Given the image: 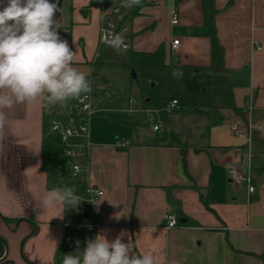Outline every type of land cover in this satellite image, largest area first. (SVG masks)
Wrapping results in <instances>:
<instances>
[{
  "label": "crops",
  "instance_id": "crops-1",
  "mask_svg": "<svg viewBox=\"0 0 264 264\" xmlns=\"http://www.w3.org/2000/svg\"><path fill=\"white\" fill-rule=\"evenodd\" d=\"M207 1L214 7V32L223 48L226 75L242 82L232 94L246 117L230 106L229 90L210 89L206 67L211 63V30L204 24L203 0H177V24L171 22V1L142 0L132 16L133 7H127L112 16L129 27L123 37L126 50L152 51L165 44L167 65L152 68L170 69L187 79L180 97L167 89L162 92L165 111L173 98L179 108L161 114L160 127L148 135L137 130L138 124L116 123L104 114H129L138 123L135 111H94L90 144L74 158L81 166L77 176L69 163L67 174L41 169L44 115L60 102L37 98L5 109L0 151V237L5 252L0 264H56L65 211L61 217L59 209L44 208L40 201L61 187L75 188L81 195L78 205L98 223L95 235L111 241L123 231V242L131 238L136 253L153 255L155 264H264V0ZM91 2L62 0L61 18L56 15L54 20L61 39L75 52L73 66L92 84L94 78L107 79L94 61L101 60V19L111 15ZM173 38H180L175 50ZM233 123L242 129L251 124L253 139L236 135ZM119 140L130 144L118 145ZM233 163L250 172L253 192L246 183L230 181L227 166ZM90 185L104 195L95 200L82 196ZM168 212L179 221L169 229L164 219Z\"/></svg>",
  "mask_w": 264,
  "mask_h": 264
},
{
  "label": "clouds",
  "instance_id": "clouds-1",
  "mask_svg": "<svg viewBox=\"0 0 264 264\" xmlns=\"http://www.w3.org/2000/svg\"><path fill=\"white\" fill-rule=\"evenodd\" d=\"M142 0H126L125 7ZM58 4L51 0H0V151H3L5 109L41 98L49 103L80 99L90 93L91 82L73 66L74 55L61 39L55 13ZM105 43L117 51L125 48L122 36H111ZM78 172L79 169H76ZM81 202L75 188H54L40 201L44 208H74ZM125 232L109 241L98 233L86 242L83 252L66 254L62 264H155L151 254L140 255L135 246L123 242ZM79 248V241L76 242Z\"/></svg>",
  "mask_w": 264,
  "mask_h": 264
},
{
  "label": "built area",
  "instance_id": "built-area-1",
  "mask_svg": "<svg viewBox=\"0 0 264 264\" xmlns=\"http://www.w3.org/2000/svg\"><path fill=\"white\" fill-rule=\"evenodd\" d=\"M143 1H152V2H163L171 1L174 5L171 10V22L173 24L179 23L178 10L176 7L177 0H143ZM126 0H92L91 5L95 7L98 11L109 13L111 16L108 18L105 15L101 19V24L99 28V41L100 43H105L106 38L111 36H122L125 37L129 34V27L115 17L120 16L123 11L127 8L124 6ZM110 5V7H108ZM59 20V18H56ZM126 50L129 48V45L125 43ZM180 46V38H173L171 41L172 49H178ZM252 97L248 100L249 107L252 106ZM72 104L73 110L69 111V106ZM179 100L171 99L166 104V111L171 113L179 108ZM49 114V122L51 131L57 133L61 142L63 143L64 154L68 157V163L70 164V169L73 176H77L81 170V166L74 162V158L80 153H85L87 147L90 144L91 138V119L94 114L92 108V86L90 93L82 94L80 99H75L70 103H58L57 106H52L47 112ZM157 130L160 125L156 124L153 126ZM264 130V128H263ZM232 131L239 136H244L248 142L253 139L255 128L248 124L247 129H242L239 124H232ZM130 141L128 140H119L118 145L128 146ZM76 169H79L77 172ZM228 177L231 182L237 185L246 183L248 185L249 192L254 191V186L251 184V174L249 171H244L241 167L236 164H229L227 166ZM76 195H78L76 193ZM104 195V191L95 186H88L85 195L90 200H95L96 198ZM79 197L81 195H78ZM165 219V228L169 229L175 227L179 224L178 218L173 213H166L164 215ZM98 226V223L88 215L79 222H74L70 224V227L73 230H83L85 231V246L86 242L89 240L95 239V230ZM79 240L75 241L76 242ZM189 264V263H185Z\"/></svg>",
  "mask_w": 264,
  "mask_h": 264
},
{
  "label": "trees",
  "instance_id": "trees-1",
  "mask_svg": "<svg viewBox=\"0 0 264 264\" xmlns=\"http://www.w3.org/2000/svg\"><path fill=\"white\" fill-rule=\"evenodd\" d=\"M55 2L57 0H54ZM142 4L133 6L130 15H135L138 13L139 8ZM203 10H204V24L211 30V63L206 69L211 74L210 80V89L219 90L227 89L230 92L229 102L232 109L243 118L246 117V110L239 108L234 103V98L232 94V89L234 86L241 85L242 82L239 80L231 81L226 75V70L223 65V48L220 45L217 37L214 32V23H213V13L214 7L207 0H203ZM123 23V20H120ZM101 60L97 57L94 61V64L99 67L101 66ZM115 65L123 67L125 69H135L137 67H160L166 66V46L162 43L156 49L152 51H137L129 50L125 57L116 62ZM95 75H98L94 72ZM107 117L116 123L133 125L137 123L133 119V116L129 114H116L106 112L104 113ZM42 158H41V169L52 173L54 171L67 174V164L68 157L64 154L63 143L61 142L60 136L51 131L49 114L44 115L43 125H42ZM264 170V167L262 168ZM62 188V187H61ZM88 211L82 208L80 205H77L74 208L65 209V233L64 239L61 245L58 248L56 256V264H62L64 255L66 254H75L77 251L83 252L85 249V231L83 230H73L70 227L71 223L79 222L83 218L87 217ZM6 220H9L5 217ZM79 240V248L75 245V241ZM5 252V241L0 237V258L4 255ZM264 260V255H261Z\"/></svg>",
  "mask_w": 264,
  "mask_h": 264
},
{
  "label": "rangeland",
  "instance_id": "rangeland-1",
  "mask_svg": "<svg viewBox=\"0 0 264 264\" xmlns=\"http://www.w3.org/2000/svg\"><path fill=\"white\" fill-rule=\"evenodd\" d=\"M51 2L55 1L51 0ZM56 15L61 18L60 9L54 16ZM100 44L101 48L98 53L101 61H108L109 63L102 64L97 69L102 75H106L107 79L102 81V79L94 78L91 84L93 111L103 108L135 111L138 122L137 130L147 135L155 132L153 126L159 122L158 117L166 113L161 106V101L167 99L162 97L164 95L162 94L163 90L167 89L169 93L180 97L182 95L180 86L183 85L184 81L187 82V79H182L179 74H175L170 69L160 70L145 66L135 69L119 67L113 62L125 56L129 50L117 51L107 43ZM172 59L175 60L174 52ZM133 70L136 77L133 76ZM72 110L73 106L70 104L69 111ZM65 179L68 180L69 178L65 177Z\"/></svg>",
  "mask_w": 264,
  "mask_h": 264
},
{
  "label": "water",
  "instance_id": "water-1",
  "mask_svg": "<svg viewBox=\"0 0 264 264\" xmlns=\"http://www.w3.org/2000/svg\"><path fill=\"white\" fill-rule=\"evenodd\" d=\"M61 2H62V0H58V2H57V4H58V7H60V5H61ZM108 7H110V5H108ZM133 76L134 77H136V73H135V71L133 70Z\"/></svg>",
  "mask_w": 264,
  "mask_h": 264
}]
</instances>
